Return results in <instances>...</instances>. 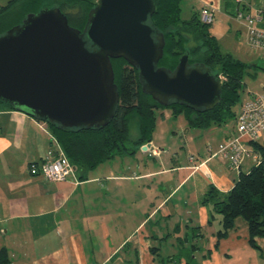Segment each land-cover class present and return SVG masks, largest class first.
Instances as JSON below:
<instances>
[{"label":"crops","instance_id":"1","mask_svg":"<svg viewBox=\"0 0 264 264\" xmlns=\"http://www.w3.org/2000/svg\"><path fill=\"white\" fill-rule=\"evenodd\" d=\"M187 2L199 14L203 4L218 10L230 0ZM187 125L178 138L152 136L148 145L159 147L158 155L140 147L51 181L29 172L57 146L50 128L0 108V249L10 264H186L184 257L170 259L182 249L199 264H264V238L253 246L240 217L217 236L221 215L205 198L211 187L228 192L255 164L246 157L234 169L220 157L206 159L238 135L236 124L222 132L220 125Z\"/></svg>","mask_w":264,"mask_h":264},{"label":"water","instance_id":"2","mask_svg":"<svg viewBox=\"0 0 264 264\" xmlns=\"http://www.w3.org/2000/svg\"><path fill=\"white\" fill-rule=\"evenodd\" d=\"M154 9V0H97L82 31L58 6L28 13L0 35V100L61 128L106 125L119 100L111 59L123 58L160 105L214 108L222 81L209 67L190 65L187 51L173 70L158 65L165 40L147 23Z\"/></svg>","mask_w":264,"mask_h":264},{"label":"trees","instance_id":"3","mask_svg":"<svg viewBox=\"0 0 264 264\" xmlns=\"http://www.w3.org/2000/svg\"><path fill=\"white\" fill-rule=\"evenodd\" d=\"M96 2L97 0H8L0 7V35L21 23L28 13L51 6H58L67 16L69 25L82 31L88 12ZM154 3V12L147 23L163 33L165 40L158 65L173 70L179 56L187 51L190 65L203 63L213 74L222 76L221 100L214 108L197 111L175 101L166 107L171 108L173 116L184 111L189 127L223 124L227 118L235 116L230 104L238 97L246 64L220 50L209 31V24L201 22L196 11L191 13L190 18L182 19V0H154ZM186 34L196 41L194 47L187 46ZM111 62L119 100L113 117L106 125L61 128L46 121L58 145L51 149L57 152L59 147L75 170H90L115 156L134 153L151 141L156 109L165 107L142 91L136 67L123 58H112ZM0 108L20 109L1 100ZM131 122L136 123L135 138L129 136ZM253 145L260 154V162L254 164L248 172L241 171L228 192L222 193L211 187L205 198L212 201L214 210L221 215L217 236L223 237L233 227L235 219L241 217L247 223L249 242L257 246L256 238H264V146L258 142ZM170 257H184L186 264H199L189 251L185 253L183 249ZM10 261L7 249L2 247L0 264H10Z\"/></svg>","mask_w":264,"mask_h":264},{"label":"built area","instance_id":"4","mask_svg":"<svg viewBox=\"0 0 264 264\" xmlns=\"http://www.w3.org/2000/svg\"><path fill=\"white\" fill-rule=\"evenodd\" d=\"M214 13L215 8L212 5L203 4L199 12L201 21L211 23ZM229 14L245 26L251 48L264 52V0H234L233 12ZM261 57L264 59V53ZM221 77L220 75L219 78ZM235 124L238 135L228 138L212 156L222 158L228 167L234 169H239L246 157L252 158L258 164L260 154L253 143L264 141V85L261 90L251 92L247 99L238 104ZM146 150L152 154L158 152L151 145ZM29 172L51 181H63L73 173V166L59 147L57 152L50 148L40 160L29 164Z\"/></svg>","mask_w":264,"mask_h":264},{"label":"rangeland","instance_id":"5","mask_svg":"<svg viewBox=\"0 0 264 264\" xmlns=\"http://www.w3.org/2000/svg\"><path fill=\"white\" fill-rule=\"evenodd\" d=\"M2 2H3L2 4H4L5 0H2ZM190 5L192 4H189L187 0H182V4H181L182 19L190 18L191 16ZM193 9L197 10V6H195ZM233 9H234V0H230L227 6L225 3L222 4L220 9L215 10L213 21L209 23L208 28L211 35L215 37L216 42L218 43V46L223 53L225 52L230 53L234 58L239 59L240 61L246 64V67L242 75V86L239 89L238 97L235 100H233L232 103L230 104V109L236 111L238 103H240L244 98L248 97L251 91L257 92L261 90L264 85V59L263 57H261L264 52L263 50L256 51L251 48L247 39V31L245 26L239 21L235 20L229 14L233 12ZM198 15L200 19V14ZM185 36L187 37V39H185V42H187V46L194 47L196 41L189 34H186ZM193 57L195 58L196 55ZM161 113H163L164 116L161 115ZM41 121L47 124L46 121L44 120ZM185 123H188V119L184 111L176 116H173L170 107H166V106L159 107L158 109H156V120H155L154 132H153L155 140L157 142L161 140L163 141V139L171 135H174L178 138L180 135L179 127H181V125L183 124L185 125ZM219 127L222 128L220 129L221 132L228 130L229 128L235 129L234 117L227 118V120ZM188 128L192 130L195 129V127H188ZM136 134H137L136 123L131 122L129 128V136L130 138H135ZM156 149L158 150V152L155 155H158L161 149L159 147ZM212 154L213 152H209L208 154L209 159L211 157L216 156V155L212 156Z\"/></svg>","mask_w":264,"mask_h":264}]
</instances>
